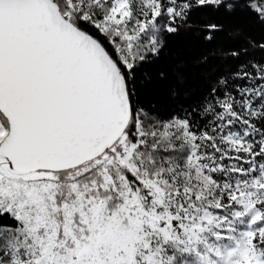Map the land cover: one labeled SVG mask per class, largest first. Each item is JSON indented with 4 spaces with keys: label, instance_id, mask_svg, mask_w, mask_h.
Segmentation results:
<instances>
[{
    "label": "snow or ice",
    "instance_id": "obj_1",
    "mask_svg": "<svg viewBox=\"0 0 264 264\" xmlns=\"http://www.w3.org/2000/svg\"><path fill=\"white\" fill-rule=\"evenodd\" d=\"M185 34L214 45L188 104ZM170 138L183 165L141 149ZM208 224L220 264H264V0H0V264H175Z\"/></svg>",
    "mask_w": 264,
    "mask_h": 264
},
{
    "label": "trees",
    "instance_id": "obj_2",
    "mask_svg": "<svg viewBox=\"0 0 264 264\" xmlns=\"http://www.w3.org/2000/svg\"><path fill=\"white\" fill-rule=\"evenodd\" d=\"M221 43L223 41H220ZM214 45H197L193 39L191 34H185L180 37H169L167 47L165 48L164 55L167 59L171 61L172 68L175 69L176 64L182 58L185 64L184 75L182 79H178L175 71L171 76L169 87L177 88L182 94H186V96L182 95V99L186 104L192 103L196 96L199 94L200 90L203 87L202 78H198L193 74L192 64L198 55L199 51L204 50L205 48L213 47ZM163 62L162 60L159 63ZM147 70L150 72H155L156 66H146ZM157 95L160 98L166 97V89L161 87L157 90ZM151 104L155 105V108H151L148 111L149 117L152 115H156L162 119H167L168 113L172 108L175 107V102L170 99H161L159 101L153 100ZM151 104L148 107H151ZM152 123V120L149 119L147 124ZM141 149H147L152 155V161L155 162L157 159L159 160H175L178 165H183L186 161L187 156L190 153V147L187 143L182 142L179 139H171L170 141H165L162 144L158 145L156 148H150L146 143L141 145ZM220 178L224 179V174H218ZM228 175H231L230 173ZM131 180L133 177L131 175L128 176ZM236 207V206H233ZM237 210H241L242 208L237 207ZM215 212H219L220 214L228 215L229 212H224V210L216 209ZM250 219L249 214H245L241 217L235 218L232 224L233 231L231 235L233 237H238V234L242 231L248 229V220ZM216 231H222V229H217L214 224H209L206 230L201 233V240L197 241L194 249H188L185 251H176L175 245L172 242H169V253H175V264H208L209 260L217 261V264H220V258L217 257L214 253L209 252L208 248L215 247L219 248V250L223 253L226 249H230L235 246V241L229 239L228 236H222L217 238L214 233ZM226 231V230H224ZM207 256V259L205 258ZM234 259V257H233ZM161 262L164 264L163 257H161Z\"/></svg>",
    "mask_w": 264,
    "mask_h": 264
},
{
    "label": "rangeland",
    "instance_id": "obj_3",
    "mask_svg": "<svg viewBox=\"0 0 264 264\" xmlns=\"http://www.w3.org/2000/svg\"><path fill=\"white\" fill-rule=\"evenodd\" d=\"M208 226H209V224L204 228V230H206ZM204 230H203V231H204ZM203 231H202V232H203ZM202 232H201V233H202ZM201 233H199V235H201ZM196 243H197V242H196ZM195 246H196V245H195Z\"/></svg>",
    "mask_w": 264,
    "mask_h": 264
}]
</instances>
